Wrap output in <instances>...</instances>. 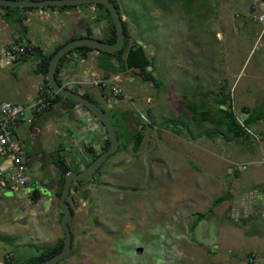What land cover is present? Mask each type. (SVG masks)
<instances>
[{
	"label": "rangeland",
	"instance_id": "obj_1",
	"mask_svg": "<svg viewBox=\"0 0 264 264\" xmlns=\"http://www.w3.org/2000/svg\"><path fill=\"white\" fill-rule=\"evenodd\" d=\"M256 4L257 0H119L130 43L144 47L157 84L136 70L111 77L132 99L112 97L99 87L78 89L110 114L120 131L121 147L139 128H145V137L139 150L132 145L119 150L69 197L75 210L70 222L73 252L59 264H264V218L252 227L253 220L232 215L230 203L255 190L258 166L240 171L236 164H248L250 158L235 160L232 156L240 147L225 126H218L220 99L228 100L225 106L235 116L250 111L247 101L252 97L243 86L251 83L253 73L264 76V23L255 18ZM48 11L63 14L43 22L29 17L17 24L24 42H43L47 50H54L55 35L72 38L85 34L87 26L93 37H107L106 25H100V31L95 21L97 13L106 17L102 8ZM37 64L31 57L1 69L0 97L22 104L31 101L40 86ZM90 66L89 78L102 75L96 60ZM189 105L197 107L188 109ZM256 109L262 111L264 104ZM81 117L57 107L41 114L34 127L25 124L17 131L26 156L43 155L40 162L28 164L31 186L59 180L60 171L52 162L60 160L62 148H71V121ZM87 163L91 160L68 161L77 172ZM5 196L0 210L1 264H7L5 254H13V262H24L64 237L61 219L53 212L39 206L34 215L28 197L14 192ZM220 197L229 200L214 204ZM57 202L59 207V198Z\"/></svg>",
	"mask_w": 264,
	"mask_h": 264
},
{
	"label": "crops",
	"instance_id": "obj_2",
	"mask_svg": "<svg viewBox=\"0 0 264 264\" xmlns=\"http://www.w3.org/2000/svg\"><path fill=\"white\" fill-rule=\"evenodd\" d=\"M54 14H56V16H57L58 14H63V13H58L56 11H48V10L11 11L8 9L0 8V46H8V45L14 43L15 41H20V42L25 43V44L36 45V46L40 47L46 54L51 53L53 50H47L42 45V44H44L43 42H32V41L24 42L22 35L20 34L21 31L18 29V26H17V24L18 23L21 24V22H16V21L21 20L22 23H24L25 21L28 20L29 17H33L34 19H38V20H41L43 22L46 19H48L49 17H52ZM104 24L106 25L105 22L98 24L97 29L98 30L101 29L100 31H102L103 28H101L100 25L105 28ZM106 28H107V25H106ZM62 35H59V36L55 35V39H54V42L52 44V47L54 49L58 45L64 43L68 39H70L68 34H64L63 36ZM61 36L64 37V40L61 39V41H60L59 39L61 38ZM45 39H48V37L45 36ZM65 39H67V40H65ZM31 57H28V58H31ZM100 58L101 57H100L98 52H91L90 54H88L87 58L82 57L80 54H74L71 56V58L69 60H67V62H65L64 66H63V68L59 74V78L65 83L70 78H74V79L89 78L88 75L91 74V72L93 71V67H91V66L89 67V64L91 65V62H93L94 60H96L97 71L100 72L102 70L99 67ZM1 69L5 70L8 68L0 67V79L4 75L3 71H1ZM102 71L100 72L102 74L101 76H104V73ZM38 74L40 76L39 85L41 86L44 84V77L41 73H38ZM96 77H99L98 73H95L94 78H96ZM89 79H91V78H89ZM39 87H38V89H39ZM38 89H37V93H38ZM243 89H247L249 91L248 96L250 95V97H252V99L250 100V103L247 101L248 107H252V109L248 108V109H250V111L248 110V112L249 113H253V112L255 113V112L259 111L256 109V107H258V105L264 104V76L262 74L253 73V79H252L251 83L246 84L245 88L243 86ZM37 93L33 96V98H35L37 96ZM112 97H114V96L112 95ZM0 100H8V99L0 97ZM230 104H232V103H230ZM234 104H235V101H234ZM57 107H60L61 109L69 110L71 112L72 111L78 112L82 116L80 119L72 118L71 127H70L69 132H68L69 133L68 139L71 140V144H70L71 148L69 149V151L67 150V148H62L61 150L63 152L62 153L63 155L60 156V159H63L64 162L67 164H68L69 160L72 162L77 161V160H81V161L85 162V161H89V160L93 159V157L96 154H101L102 153L101 150L105 146L106 141L108 139V135L104 131L105 128L103 127L101 122L95 120L92 117L85 116V113L82 111V109H79V107L70 105L69 103H65V102H58L55 105L54 109H52L48 112L54 111ZM262 111L264 112V109H262ZM249 113L247 114V117H248ZM40 115L36 116L33 123L29 124V127H34L36 120H38V117ZM83 121H85L87 123V125L81 124V122H83ZM25 124H27V123H22L20 125V127H18L16 129V139H18L17 138L18 137L17 131L20 130L21 126H24ZM81 126L84 127L83 131H85V132L81 133L80 131H78V128H80ZM247 127L250 129V131L253 134L260 135V138L254 139V137L247 131L246 135H239V136L234 138L235 140L232 139V141L234 140V143L236 144V146L240 147L238 149V152H237L240 154V156H239V154H237V155L232 156V157H236L235 160L240 159V157L245 158V159L250 158V160H248L249 163H253V165L258 166L257 167L258 170L255 171L253 174L252 187L255 190L252 193L245 195V197H243V198H240V197L234 198L233 197V199L230 203H232V215H234L237 220H240V219L241 220L246 219V220H250V221L253 220L252 225L251 224L250 225L252 227H255L256 226L255 221L264 218V209L260 210L255 204H253L254 203L253 201L256 200L257 198H259L260 196H262L264 198V165L262 164V160H264V117H262L258 120L251 121L250 123H248ZM240 144H241V146H239ZM256 144H259L258 149H257ZM97 148H99L98 151H97ZM37 155H34L31 157L27 154V156H26L27 163L29 164L31 161H34V160L40 162L41 160H39V159L42 158L43 155H39V156H37ZM260 157H261V159L258 160V158H260ZM52 163H55V162H52ZM233 164H234V162H233ZM54 166L57 168L56 164H54ZM229 170H230V172H233L234 169H229ZM58 181L56 183L50 184V185H53L52 188L50 185L49 186L43 185V187L38 185V188H36V189L38 191H40V193L42 195L41 199L38 202L33 201V196H34L33 190H36V189L33 188L34 185L31 186V183L28 185V187L18 188L16 190L11 189L10 186L7 184L0 189V210H2V208H3L2 203H1V201H2L1 198L5 199V198H7L5 196L6 193L14 192V194L19 198L24 197V196L29 198L30 203L32 204L31 205V213L32 214L35 215L37 213L36 211H37L38 207L42 206L43 211L53 212V214L56 216V219H57L60 217L58 202L56 203V198H55V192L57 190L56 186H57ZM43 182H44V178L42 179V183ZM41 189H46L48 192L51 193V195H43ZM234 191L232 193H234ZM27 200H22L23 206L28 205ZM46 201H50V205L47 208L44 205ZM224 204H225V202H224ZM224 204H222V205H224ZM8 254H10V253H8ZM8 254H5V255L7 256ZM1 263L2 262H0V264Z\"/></svg>",
	"mask_w": 264,
	"mask_h": 264
},
{
	"label": "trees",
	"instance_id": "obj_3",
	"mask_svg": "<svg viewBox=\"0 0 264 264\" xmlns=\"http://www.w3.org/2000/svg\"><path fill=\"white\" fill-rule=\"evenodd\" d=\"M116 6L118 7V9L121 12V7L119 5V0H112ZM94 6L95 8H102L106 11L105 16L103 17L101 14H97L95 17V21L97 24L103 23L105 22L107 25V37L103 38L102 40L108 42V43H114L116 41V29L114 26V22L112 20V17L109 13V11L102 5H84V7H92ZM77 7H83V6H67V7H49V8H43V9H31V8H12V7H7V6H3L0 5V8L3 9H8L11 11H34V10H59V11H65L66 9H73V8H77ZM122 15V13H121ZM16 22H22L21 20L16 21ZM124 24H125V28H126V42L124 47L122 48V50H120L117 53H104V52H100L97 50H94L92 48L89 47H82L76 50L71 51L69 54H67L61 61L59 67H58V81L61 85L65 86V82H63L60 78H59V74L65 64V62H67V60H69L71 58L72 55L74 54H80L82 57L87 58L88 54H90L91 52H98L100 55V63H99V67L104 71V76L111 78L112 75H116V74H120L122 72L126 73L127 71H139V74L143 75L144 78L148 81H152L154 83L157 84L155 75H154V71L149 70V68L153 67V61L148 57L145 49L143 46L141 45H132L130 43L131 40V35L129 33V24L127 21L124 20ZM87 32L84 34H79L77 36H74L70 39H68L67 41H65L64 43L58 45L51 53L46 54L40 47L35 45L34 48V53H32L29 56H26L25 58H23L22 60L26 59L28 57H36L38 59V64H37V68H36V72L37 73H41L44 77V85L51 89L48 85L47 79H46V75L49 69V64L50 61L53 57V55L55 54V52L61 48L64 44H66L67 42L76 39V38H81V37H93L91 30V27L87 26ZM15 42H20V41H15ZM136 71V72H137ZM138 74V73H137ZM69 88V87H68ZM75 92L78 93H82L81 91H79L78 87H71L69 88ZM104 90V93H107V90ZM83 95H85L86 97L92 99V97L87 94V93H82ZM93 100V99H92ZM62 101H66L68 102L70 105L76 106L78 105L76 102L72 101V100H67L61 96H59L58 94L55 93V99L52 101L51 105L48 106V109H46L43 113H46L52 109H54L55 105L58 102H62ZM228 100L226 99H220V105L221 107H219V111L221 113V119L218 121V126L222 128V126H225L226 131L228 132V135L232 137H237L239 135H246L247 134V130L244 126H242V124L238 121V119L236 118L235 114L233 113V111H231L229 109V107H226L225 105L227 104ZM225 106V107H224ZM197 107L196 105H189L188 109H193ZM42 113V114H43ZM213 119V116H210ZM207 115V118H210ZM264 117V112L263 111H258V112H253V113H249L248 117L245 118V125L247 126L248 123H250L253 120H258L260 118ZM99 121V120H98ZM104 127V126H103ZM117 129V126H116ZM145 129V128H144ZM143 128H139L137 130L136 133H134L132 135L131 138H128L126 140V142L124 143V145L122 147H120V151L123 149H126V147H128L129 145H132L133 150H139L143 140H144V130ZM117 133L119 135V137L121 138V134L119 129H117ZM110 141L109 138L106 141L105 146L103 147V149L101 150L102 152L107 150V148L109 147ZM99 154H96L93 159H91V162L95 159V157H97ZM112 157V156H111ZM110 157V158H111ZM109 158V159H110ZM108 159V160H109ZM107 160V161H108ZM106 161V162H107ZM28 164V163H27ZM57 168L60 171V178L59 181L57 183V190L55 192V197L58 199L61 196L62 190H63V186L65 183V178L66 175L68 174L69 171L72 170V168L64 162L63 159H60L59 161L55 162ZM88 165V163H87ZM86 165V166H87ZM105 165V164H104ZM103 165V166H104ZM103 166L100 168L99 171H101L103 169ZM96 176V175H95ZM94 176V177H95ZM82 182H77L74 183L72 186V195H75L77 191H80L79 187L82 186ZM51 188L53 187V185H50ZM33 201L34 202H38L42 195L40 193V191L33 190ZM229 200V198L227 197H220L218 198L214 204L216 205H220L222 204L224 201ZM73 214H75V210L72 208ZM63 215V212L60 213V219ZM196 225H194L195 227ZM63 243H64V237L60 238L58 243L53 246V247H48L45 248L43 250L40 251V253L38 255H35L31 258H29L28 260L24 261V262H12L11 264H39L41 262H43L44 260L52 257L53 255L59 253L62 248H63Z\"/></svg>",
	"mask_w": 264,
	"mask_h": 264
},
{
	"label": "water",
	"instance_id": "obj_4",
	"mask_svg": "<svg viewBox=\"0 0 264 264\" xmlns=\"http://www.w3.org/2000/svg\"><path fill=\"white\" fill-rule=\"evenodd\" d=\"M0 5L12 7V8H31V9H43L49 7H67V6H84V5H102L110 13L114 26L116 29V41L114 43H108L102 39L95 37H81L73 39L61 48H59L53 55L49 69L46 75V79L49 87L59 96L76 102L77 104L86 108L92 113L104 126L110 144L107 150L99 154L95 159L89 163L83 170L69 171L65 178V183L61 196L59 198V207L63 212L60 220L61 228L64 232V243L62 250L53 255L52 257L44 260L39 264H59L63 260L69 258L73 252V232L70 227V222L74 217L72 207L68 202V199L72 192V186L77 182H84L90 178H93L100 168L106 163V161L115 153H117L121 147L120 137L117 133L116 125L110 116V114L97 104L92 99L86 97L82 93L75 92L66 86H63L58 81V67L62 59L71 51L89 47L94 50L104 53H117L125 45L126 42V28L124 19L120 10L112 0H0ZM0 158V162H2ZM34 189L38 188V185L33 186ZM43 195H51L46 189H41ZM260 210L264 209V198L260 196L253 201ZM45 207L50 205V201L45 202Z\"/></svg>",
	"mask_w": 264,
	"mask_h": 264
},
{
	"label": "built area",
	"instance_id": "obj_5",
	"mask_svg": "<svg viewBox=\"0 0 264 264\" xmlns=\"http://www.w3.org/2000/svg\"><path fill=\"white\" fill-rule=\"evenodd\" d=\"M255 8L259 11L255 18L264 23V0H257ZM34 48L35 45L22 42L0 46V67H13L16 62L34 53ZM65 86L69 88H83V86L99 87L109 91L114 96L132 99L124 87L105 76L93 79L70 78L66 81ZM54 99L55 92L43 84L39 87L37 96L25 104L0 100V158L3 159L0 162V189L8 184L11 189L16 190L28 187L31 183L26 154L16 139V129L22 123L31 124L36 116L48 109V106L51 105ZM248 113V110H246L239 116L236 115V118L254 139H259L260 135L253 134L245 125V118ZM262 164L264 165V160H262ZM249 165H253V163L237 164V167L241 171L245 170ZM13 261L14 255L8 254L6 256L7 264H11Z\"/></svg>",
	"mask_w": 264,
	"mask_h": 264
},
{
	"label": "flooded vegetation",
	"instance_id": "obj_6",
	"mask_svg": "<svg viewBox=\"0 0 264 264\" xmlns=\"http://www.w3.org/2000/svg\"><path fill=\"white\" fill-rule=\"evenodd\" d=\"M112 95V94H111ZM97 174V173H96ZM71 193H73V192H71ZM70 196H72V194L70 195Z\"/></svg>",
	"mask_w": 264,
	"mask_h": 264
}]
</instances>
